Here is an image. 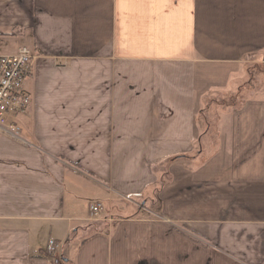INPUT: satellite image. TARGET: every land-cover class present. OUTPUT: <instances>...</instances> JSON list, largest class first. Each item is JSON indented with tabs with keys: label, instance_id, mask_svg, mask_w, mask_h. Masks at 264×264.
Returning a JSON list of instances; mask_svg holds the SVG:
<instances>
[{
	"label": "crops",
	"instance_id": "0c3cea01",
	"mask_svg": "<svg viewBox=\"0 0 264 264\" xmlns=\"http://www.w3.org/2000/svg\"><path fill=\"white\" fill-rule=\"evenodd\" d=\"M24 45L38 57L26 138L0 130V264H54L51 239L62 264H264V0H0V55ZM245 77L252 97L202 117ZM183 155L152 201L155 167ZM115 195L145 203L92 213Z\"/></svg>",
	"mask_w": 264,
	"mask_h": 264
},
{
	"label": "built area",
	"instance_id": "2783aa9c",
	"mask_svg": "<svg viewBox=\"0 0 264 264\" xmlns=\"http://www.w3.org/2000/svg\"><path fill=\"white\" fill-rule=\"evenodd\" d=\"M37 57L35 50L26 45L15 53L0 55V130L7 128L10 132H20L18 119L28 112L32 102L26 84ZM102 210L101 204L91 206L95 215ZM48 252L54 264H62L60 245L56 240L49 241Z\"/></svg>",
	"mask_w": 264,
	"mask_h": 264
},
{
	"label": "rangeland",
	"instance_id": "374dc122",
	"mask_svg": "<svg viewBox=\"0 0 264 264\" xmlns=\"http://www.w3.org/2000/svg\"><path fill=\"white\" fill-rule=\"evenodd\" d=\"M17 44H18V41H16V40L5 39L2 41L1 48L2 49H6V48L10 49L14 46H17ZM247 81H249V79L246 77L242 78V79H237L236 81H234L233 84L235 82H236V84H234L233 86H231V88L227 89L224 92L226 95L225 97L235 94L238 90V86L240 87L241 85L247 83ZM260 83L261 82L259 81L258 84H260ZM256 86H258V85H256ZM26 87L28 90L30 89L28 87V82L26 84ZM252 96L253 95H248V94L246 96L244 95L245 98L252 97ZM244 97L242 100L245 99ZM30 107H31V105H30ZM30 107H29V110H30ZM29 110H28V112H29ZM223 110H224V108L222 106H219L217 104H212L210 106V108L205 112V114L208 115L210 118H213V120H214V119H216L215 117H217ZM20 130H21L20 135L22 137L26 138V135H25L26 132L23 129L22 124L20 125ZM154 188H153V191H151V196L149 195L151 197V199L154 198V193H153ZM100 200L102 203H99L96 200L95 202H93V204H91V206H93L95 204H102L103 210L104 209L109 210L114 217H125L128 215H132V214L136 213V210L139 209V207H136L134 205V203L136 201L138 203H142V204L145 203V201H142L139 199L137 200L136 198L129 197L128 199H124L123 197H119L117 195H115L114 197H107V198H104L103 200L102 199H100ZM146 206L148 207V205H146ZM86 207H88V205H86Z\"/></svg>",
	"mask_w": 264,
	"mask_h": 264
},
{
	"label": "trees",
	"instance_id": "16d2710c",
	"mask_svg": "<svg viewBox=\"0 0 264 264\" xmlns=\"http://www.w3.org/2000/svg\"><path fill=\"white\" fill-rule=\"evenodd\" d=\"M259 70V73H263L264 74V67H257ZM248 83L243 84L242 86H240L237 90V92L233 95L227 96V97H218L215 99H210L208 100L205 105L203 106V109L201 110V115L204 119L207 118L205 112L207 111L208 107L211 104H218V105H222L225 107H236L238 104L240 105L241 103H243L244 100L243 97L245 95L246 92V88H247ZM191 156L188 155H183V156H174L171 157L167 160L164 161V163H161L160 165H158L157 167H155V169L159 168V170L157 171V179H158V183L156 185V187L154 188V198L152 199V201H157L158 195L161 192V190L171 181V175L169 173V167L175 163L178 160L181 159H185V158H190ZM72 239V237H71ZM70 240V239H69ZM68 261L65 259L64 264H68ZM62 263H63V259H62Z\"/></svg>",
	"mask_w": 264,
	"mask_h": 264
}]
</instances>
